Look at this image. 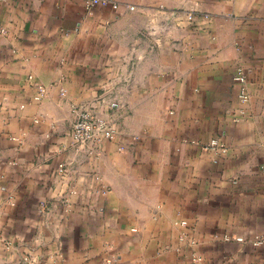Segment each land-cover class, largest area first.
<instances>
[{
    "label": "crops",
    "instance_id": "crops-1",
    "mask_svg": "<svg viewBox=\"0 0 264 264\" xmlns=\"http://www.w3.org/2000/svg\"><path fill=\"white\" fill-rule=\"evenodd\" d=\"M118 1L0 3V264H264V0Z\"/></svg>",
    "mask_w": 264,
    "mask_h": 264
},
{
    "label": "built area",
    "instance_id": "built-area-1",
    "mask_svg": "<svg viewBox=\"0 0 264 264\" xmlns=\"http://www.w3.org/2000/svg\"><path fill=\"white\" fill-rule=\"evenodd\" d=\"M14 0H0V3L8 4ZM98 5H111L116 12H121L123 5L118 0H85V8L87 12L92 10ZM126 6L129 9H135L136 4L127 3ZM186 19L194 24L196 27H200L198 23L199 15H204L206 19L210 18L209 13H201L191 10L185 12ZM235 80L241 85L240 98L245 102L248 98L246 91L247 76L244 68L238 67L235 76ZM48 93V88L45 85L38 86V93L36 97L38 99L44 98ZM73 111L75 112V119L72 124L71 135L74 144L80 148L85 149L87 152L96 153L104 140H112L117 133V127L115 122L108 116H105L101 112L97 111L93 106L88 103H81L73 105ZM205 150H219L222 153L228 151L227 144L220 138L212 139L208 144L203 145ZM60 170H64V164L60 165ZM185 222V221H184ZM201 257L194 255L192 264H200ZM103 264H117L114 260H106Z\"/></svg>",
    "mask_w": 264,
    "mask_h": 264
}]
</instances>
